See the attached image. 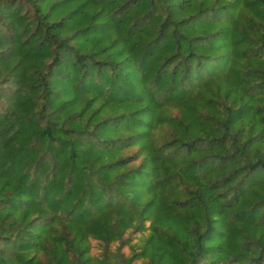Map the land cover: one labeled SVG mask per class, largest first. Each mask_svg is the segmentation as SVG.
<instances>
[{"label": "trees", "instance_id": "trees-1", "mask_svg": "<svg viewBox=\"0 0 264 264\" xmlns=\"http://www.w3.org/2000/svg\"><path fill=\"white\" fill-rule=\"evenodd\" d=\"M0 264H264V0H0Z\"/></svg>", "mask_w": 264, "mask_h": 264}]
</instances>
